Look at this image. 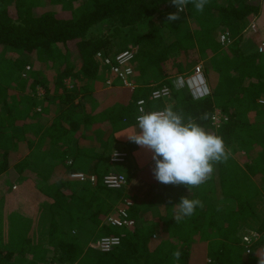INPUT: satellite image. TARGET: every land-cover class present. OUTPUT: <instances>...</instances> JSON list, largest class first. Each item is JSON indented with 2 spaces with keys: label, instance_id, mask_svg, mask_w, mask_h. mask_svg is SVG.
Here are the masks:
<instances>
[{
  "label": "trees",
  "instance_id": "16d2710c",
  "mask_svg": "<svg viewBox=\"0 0 264 264\" xmlns=\"http://www.w3.org/2000/svg\"><path fill=\"white\" fill-rule=\"evenodd\" d=\"M73 1L0 0V47L35 53L55 71L52 81L41 76L27 79L22 62L1 61L7 63L3 68H11L0 71L2 167L7 169V160L19 158L27 150L39 151L47 145L51 161L28 167L36 174L38 190L51 202L47 242L36 244L27 236L20 248L0 243V264H205L207 256L220 264H264L260 258H264V216L259 217L253 206L258 191L253 181L264 186V121L253 122L247 117V107L264 99V57L245 55L237 48L224 54L219 43L220 30H227L229 36L239 33L258 13L259 0H225V4L208 0L203 12L191 8L192 27L183 13L179 20H167L174 9L162 6L171 0H81L71 7ZM63 2L69 10L61 6ZM143 17L161 22L151 20L146 30L138 33L136 25ZM106 20H116L128 28V36L121 40L136 49L134 60L140 79L123 97L117 95L112 104L90 111L89 104L107 103L112 94L82 92V87L92 86L101 78L95 54L110 56L111 37L89 38L87 34L93 25ZM70 46L75 48V59L69 57ZM208 58L204 66L206 95L194 98L186 84L172 86L170 75L189 72L201 59ZM151 66L166 83L152 84L147 78ZM17 71L21 76L16 78ZM67 78L74 81L71 87L65 85ZM162 85L171 89L169 100L174 111L182 112L185 118L193 117L206 130L222 137L227 148L235 145L240 151L254 149L256 154L245 169L231 156L226 163L215 165L222 197L234 200V204L216 201L214 174L203 185L189 190L183 185L157 182V194L147 204L128 202L121 191L109 198L107 189L98 183L72 186L61 180V175L75 170L67 159L86 157L92 167L103 160L109 135L136 124L137 101L144 99L148 111H162L164 101L153 104L149 100L151 90ZM26 87L31 95L37 87L44 90L45 103L40 110H35L33 96L15 94L14 90L21 92ZM24 104L30 108L22 109ZM216 110L224 119L217 128L212 121ZM51 111L52 116L45 115ZM205 114L207 118L202 119ZM17 126L22 130L12 133ZM102 127L111 132L107 139L95 133ZM27 164L24 160L16 166ZM246 173L252 180L244 179ZM182 196L199 199L204 206L176 224L175 204ZM159 199L161 204L157 205ZM119 206L126 207L128 218L136 221L130 234L107 253L89 247L87 242L97 235H118L105 225L102 216L115 215ZM144 209H149L148 221L140 217ZM254 233L257 238L246 253L243 235ZM86 249L99 253L88 261ZM176 250L181 252L179 261L172 255Z\"/></svg>",
  "mask_w": 264,
  "mask_h": 264
},
{
  "label": "rangeland",
  "instance_id": "374dc122",
  "mask_svg": "<svg viewBox=\"0 0 264 264\" xmlns=\"http://www.w3.org/2000/svg\"><path fill=\"white\" fill-rule=\"evenodd\" d=\"M80 2H81V0H76L75 3L73 1V4L71 5V7H74L77 4H80ZM218 2L220 4H225L226 3L225 0H218ZM170 5L174 9L173 12L175 13L177 11V9L171 3V1H169V3H167V4H164L162 6V8H169ZM61 6L64 9H66V10L68 9L64 2H63V5L61 4ZM191 8L192 9L195 8L193 3H189L187 5L186 9L183 12H181L187 17L186 20L188 21L187 23L190 25V27H192V24H194L193 23L194 20L192 19L191 12H190ZM53 9L56 10L57 7L54 6ZM66 14L68 15V12ZM151 20H154V17H153V19L152 18L143 17L140 21H138V23L136 25L137 27H136L135 30L138 33H143L146 30V28H147V26H148V24H149V22ZM154 22L155 23H160L161 20L157 19V20H154ZM258 24H261L262 27L264 28V0H262V10L260 11L259 15L252 17L241 28V29L244 28L245 30L247 29L246 32L241 36V38L238 37L240 33H237L234 36H229L227 30H225L224 28H222L220 30V34L221 33H226L229 36V39H230V43L227 46H223V47L221 46L223 48V50H224L222 53L225 54L229 50H232V49H235V48L238 49L239 47H243L241 50L243 52H247V49H248L249 46L254 47L252 44L257 46V48H258V44L260 43V41H258L259 39L256 40V41H258L256 43V41L253 39V37L251 35L252 32L253 33L258 32ZM241 29H240V31H241ZM87 34H88L89 38L90 37H95V38H104V37L108 38V37H111L110 40L113 41V45L109 46L110 47L109 48L110 56H114L117 53L122 52L124 50H132V51H134V53H136V49L132 46V44L130 42H127L126 44L122 42L121 38L128 36V28L123 27L116 20H106V21H103V22L96 23L95 25H93L89 29ZM262 35H264V34H262ZM242 42L243 43L245 42V44H247L248 42H250V43H248L249 46H245L244 47V46H241V44H243ZM73 50H75L74 46H70L68 48V54H69L70 59H73V58L75 59ZM225 51H227V52H225ZM251 54H254V53L252 52ZM3 59H6V60H8L10 62H14V61L22 62L24 64V66H25L24 71H23V75H24V78H27V79H29L32 76H41V77H45L46 79L52 81V79H53V77L55 75V71H54V69L50 68L49 63L39 61L37 59L35 53H25V52H20V51L15 50V49H10V48L6 49V48L0 47V71L2 69H3V71H6L7 69L9 71L11 69V68H9V66H6V67L3 68L4 64L5 65L7 64V63L1 62ZM200 63H202V62H200ZM210 64H211V62H210ZM172 66L175 67V65H172ZM201 66H202V69H203V63L201 64ZM132 67H133L132 83L134 84L135 80H136V82H138V80L140 79L138 73L136 72L135 60L132 62ZM214 70L215 69L213 68V72H214ZM20 72L21 71H17L16 72V74H17V75L15 74L16 78H17V76H21ZM202 72H203V75H204V71H202ZM36 73H38V74L34 75ZM108 73L109 72L107 70L102 71L101 74H100L101 78L97 82H95L92 86H86V88H84L85 86L82 87L83 90L81 88L82 92H86V93H88L89 91L102 92L105 89H109L108 85L106 84L107 80L110 81L111 85L113 84V86L111 88H114V89L109 90V91L112 92V94H110V96L108 97L107 103L103 102L102 104H100V102H94L93 104H89L88 110L92 111V108L93 109L95 108V110H99L102 107H105L107 105L112 104L113 101L117 99V95L119 96V98H121V97H123L126 94L127 90L124 89L121 86L120 81H116V79L112 75H109L111 73H109V74ZM187 73H190L189 75L187 74L189 77L192 75V71L191 70L189 72L187 71ZM18 74H20V75H18ZM147 74H148L147 78L152 80V84L166 83V80L162 79L160 77L158 71L152 66L149 67ZM6 79H8V78H6ZM188 81H190V79ZM188 81L184 83L187 86H188ZM73 83H74V81L71 78H67L65 80V85L67 87H71ZM119 86H121L122 88L117 89L116 87H119ZM172 86H174L173 83H172ZM112 90H114V92ZM44 94H45V92H44V90L41 87H37L36 88V93L33 94V98L36 101L35 110L36 109L40 110L41 107L43 106V103H45L44 99H43L44 96H45ZM147 100H148V97H147ZM160 102H163V101L162 100L153 101V104H160ZM164 103H165L166 107L171 106V103H170L169 99L164 100ZM91 106H93V107H91ZM135 106H136V104H135ZM21 108L22 109H28L30 107L27 104H24V105H22ZM52 114H53V111H51V112H49L47 114L45 113V115H48V116L49 115L52 116ZM247 117L250 119V121H253V120L256 119V120H259V121L263 122L264 121V106L259 104V103L250 104L247 107ZM220 120H221V118L219 116H215L214 122L220 121ZM35 122H36V120H35ZM253 122H255V121H253ZM95 133H96V135L101 136V138L103 137V138H106V139H107V137L111 136V138H109V142H108V144H110V146H111V149H110V146L107 148L103 160L100 163H98L96 166L92 167L93 163L85 161V160H80V161L77 160V166L80 169H82V170H86L87 163H90L91 166H90V169L88 171V174H91V173L94 174L95 173V175L98 176V177H101L103 174H106L108 172H120V173H123L126 176V178H127V183H126L125 188L122 189L121 192H124V194L127 196V201L128 202H136L137 204L144 202L145 204H147L151 199L154 198V196H156L157 191L155 190V191L152 192L148 188L149 187L148 185H145L142 181L137 179V175L135 174L136 170L133 168V171H132L131 168L128 166V164H129V160H128L129 156L126 159V162L124 164L112 165L108 161L109 160V155L113 151H116V150H119L120 148H122V145H121L120 141L116 140V135L114 136V134H110V131L106 130V128H103V127L101 129H99L98 131H96ZM108 134H110V135L108 136ZM47 148H48L47 145H45L44 146V149H45L44 158L45 159H43V160L40 159V158H42V154L41 153L36 155V153L34 154V152L29 151V153L32 152V154H27L28 157L30 156V158H32L31 160L27 161V163H29V167L35 166V165L39 164L40 162L42 164V161H48V162L51 161V157L49 156V153L47 152V150H48ZM228 149L230 150L231 157L235 158V161L237 162V164L242 169H245V164L248 161H250V159H252L254 157V153H255L254 149L253 150H248V151H245V150L244 151H240L239 148L237 146H235V145H231L230 147H228ZM39 152H40V150H39ZM25 153H28V151H26ZM36 156L40 160H34L33 158H36ZM34 161H38V162H34ZM71 161L73 163V160H71ZM33 164H35V165H33ZM74 172H76V171H74ZM70 173L71 172H69L67 174V177L66 176L61 177V180L68 181L67 183H70V185H72V186H78V183H88V182H85V181H78V180L70 179V177H69ZM245 175H246L245 178H244L245 180H248V179L252 180L248 173H246ZM263 179H264V177H263ZM263 181L264 180H262V183H263ZM30 183H31V185L28 186L29 191L33 192V190H37V192L40 193L39 190H38V186L36 185V183H37L36 180L34 182L30 181ZM253 183H254V186H256L257 189H258L256 194L254 195V196H257V197H255L253 199V206L255 207L259 217H263L264 216V186L257 184L258 180H254ZM32 185H33V187H32ZM99 185L102 186L101 183ZM251 189L253 190V187ZM72 190L73 191H77V188H73ZM115 192H117V191L108 190V189L106 191V193L109 196V198H112L114 196ZM40 194H42V193H40ZM226 200H228V198ZM29 202H30V207H28V211L32 210L31 214L34 213L33 217H32L34 220H31V221L29 220L30 222L29 221L27 222V228L25 229L24 238H26L27 236L31 237V238H33V240H34V242L36 244L43 245L48 240L47 239V233H46V226L49 224V220H50L49 219V213L50 212H49V207L48 206L50 205L51 200L48 199L45 195L44 196L40 195L39 202H38L37 206L33 204L32 197L29 199ZM118 203L119 202H117L115 204L117 205ZM231 203L234 204V200H232V202L231 201L230 202L229 201L226 202V204H231ZM160 204H161V200L159 199L158 202H157V205H160ZM120 207L121 206H119V208ZM232 207H234V206L232 205ZM119 208H117V209H119ZM124 208L126 209V207H124ZM126 212H127V209H126ZM148 216H149V209H144L141 212V216L140 217L142 219H144L145 221H148ZM105 217H107V216H105ZM105 217L102 216V220H103V222L105 223L106 226H109L107 224V222L105 221ZM132 222H133L132 226L134 227V225L136 224V221L132 220ZM254 224L255 225H254L253 228H256L257 227V222H254ZM43 227L45 228V230H44ZM109 227H111V226H109ZM133 227H131V228H122V229L121 228H114V227H111V228H112V230L117 232L118 235H124L125 236L127 234H130V232L132 231ZM4 232H5V230H3L1 228V226H0V243L5 244L4 246L6 247L7 246L6 245L7 244L6 243L7 240H6L5 236L3 235ZM86 232H88V231H84V234H86ZM244 235H246V234H244ZM97 237L98 238L103 237V233L101 235H97ZM97 237L95 239L89 240L87 242L89 247L91 246V244H93L95 242ZM7 247L11 248L9 245ZM86 253H87V258L86 259L88 261H91V259L99 252L95 253L92 250L86 249ZM47 254H48V252H47ZM48 256H49V254H48ZM260 258L264 260L263 257H260ZM75 264H77V263H75Z\"/></svg>",
  "mask_w": 264,
  "mask_h": 264
},
{
  "label": "clouds",
  "instance_id": "9594fccd",
  "mask_svg": "<svg viewBox=\"0 0 264 264\" xmlns=\"http://www.w3.org/2000/svg\"><path fill=\"white\" fill-rule=\"evenodd\" d=\"M171 3L177 11L167 16L169 22L179 20L180 13L189 3H194L196 10L203 12L208 0H171ZM206 118L207 114L202 117ZM136 121L137 130L127 137L152 153V172L162 184L183 185L188 190L199 187L212 178L215 165L226 163L230 157L222 137L206 130L193 117L185 118L171 106L162 111L143 112ZM175 206L173 219L178 224L204 205L199 199L182 196ZM172 255L179 261L181 252L176 250Z\"/></svg>",
  "mask_w": 264,
  "mask_h": 264
},
{
  "label": "crops",
  "instance_id": "0c3cea01",
  "mask_svg": "<svg viewBox=\"0 0 264 264\" xmlns=\"http://www.w3.org/2000/svg\"><path fill=\"white\" fill-rule=\"evenodd\" d=\"M261 10H262V0H259V11L255 16H258ZM246 30L244 28L241 29L238 37L241 38V36L246 32ZM262 34H264V28L262 27L261 24H258V32H255V33L252 32L251 33L253 39L255 41L259 39L258 41H260V43L264 41V35H262ZM258 41H256V43ZM248 43H250V42H248ZM248 43L245 44V42H244L243 44H241V46H244V47L249 46ZM259 44H258V46H259ZM252 45L254 47L249 46L247 49V52H243L241 50L243 47H239L238 50H240L245 55L251 54L253 52L256 55L261 56L257 52V46H255L254 44H252ZM200 62L203 63L202 71H204V66L208 65L209 58L208 59H201ZM200 62L197 63L196 65L202 64ZM102 70L103 69H101V67H100V74H101ZM192 70H193V68L191 69V71ZM184 74L189 75L190 73L184 72V73H180V74H173V75H170V77L168 79L169 80L172 79L173 85L175 87H179L180 85L176 83L175 78L177 76L184 75ZM201 79H202L203 83H205L206 89L208 91V87L206 85V80L204 79L203 72L201 74ZM116 81H119V80L116 79ZM131 81H132V78H131ZM188 83L190 85L193 84L191 80ZM112 86H113V84H112ZM111 87H108L109 89H105L103 91H109L111 89H114ZM188 87L191 88V86H189V85H188ZM116 88L120 89L122 87L119 86ZM126 90H127L126 91V94H127L129 92V90H131V89H126ZM14 91H15L16 95L22 96V95L28 94L29 96H33L29 93V90H27V87L21 88V92L18 90H14ZM136 112L137 111L135 110L134 113L136 114ZM256 121H259V120H256ZM17 127L18 128L14 129L12 131V133H19L20 129L22 130V128L20 126H17ZM136 130H137L136 124H134L132 126L122 128L119 131L114 132L113 134H114V136L116 135V140L120 141V143L122 145V148H120L119 150L124 149L129 154L128 166L131 168L132 171H133V168L136 170L135 174L137 175V179L142 181L145 185H148L149 186L148 188L153 192V191H155L154 188L157 186L155 183H157L158 181L154 178V175L152 172V169L154 167V162L151 159L152 153L149 150L138 146L134 142H131L127 137V135H132ZM24 133L26 134L27 132H24ZM31 139L34 140L33 138H31ZM85 143H88V141L85 140ZM109 146H110V144H109ZM110 149H111V146H110ZM27 151H28V153H24L23 156H21L17 159L7 160L8 161L7 169H3L2 165L4 164L5 160H2L0 158V170L2 168V170L0 171V226L3 230H5L3 235L5 236V238L7 240V242H6L7 245L12 246L14 248H20L21 247L22 242L24 240L25 229L27 228V222L29 220L30 221L34 220L32 218L34 213L31 214L32 210L28 211V207H30L29 199L32 197L33 204L37 206V204L39 202L40 195L44 196L43 193L40 194L41 193L40 191H39L40 193H38L37 190H33V192H30L28 189V186L31 185L30 181L34 182L35 179L37 178L36 174L34 172L30 171V169L28 167L29 164H27V167L16 166V164H18V163L21 164L24 160H27V161L31 160L32 158H30V156L28 157L27 154H32V152H34V154L36 153V155L41 153L42 158H40V159L43 160L44 159V151H45L44 145L40 148V152L38 150H36L35 148H32V149L27 150ZM29 151H32V152L29 153ZM33 159L34 160H40L37 156H36V158H33ZM67 160H68L67 162L70 161V164L68 163L69 165L72 164L71 160H73L72 166L75 169L74 171L84 172V173L88 174V171H89L90 166H91L90 163H87L86 170H82L77 166V160H79V161L80 160H88V158H86V157L82 158V156H81V157H79V159H77V158L71 159L70 158ZM34 162H38V161H34ZM23 165H25V164H23ZM216 169L217 168L215 167V170ZM68 173L69 172L61 175L60 177H63V176L67 177ZM214 178L216 181V192H215L216 201L219 203H226L228 201L232 202L231 199L226 200L225 198L222 197V194H221V191L219 188V184H218L217 172H215ZM32 187H33V185H32ZM205 254H203V255H205ZM205 256H207V254ZM206 258H209V257L207 256Z\"/></svg>",
  "mask_w": 264,
  "mask_h": 264
},
{
  "label": "built area",
  "instance_id": "2783aa9c",
  "mask_svg": "<svg viewBox=\"0 0 264 264\" xmlns=\"http://www.w3.org/2000/svg\"><path fill=\"white\" fill-rule=\"evenodd\" d=\"M219 43L220 45L227 46L230 43L229 36L226 33H221L219 35ZM258 54L264 57V41L261 42L257 48ZM135 53L132 50H124L122 52L117 53L114 56H105L102 52H97L95 55V59L97 60L101 69L107 70L109 75H112L115 79H118L121 83V86L125 89H132L134 85L132 84L131 78L133 75V67L132 62L134 61ZM102 70V71H104ZM202 74V66L198 64L194 66L192 70V75L189 77L188 75H180L175 78L176 83L180 85V87L187 82L189 79L192 81L191 92L194 98H199L208 93L205 83H203L201 79ZM189 82V81H188ZM108 87H111L110 81H106ZM171 96V89L166 85H162L160 87L154 88L150 92L149 100L158 101V100H166ZM259 104L264 105V99L259 101ZM137 112L135 114V122L136 118L141 115L143 112H148L146 109V101L144 99H140L136 103ZM215 116H219L221 120H224L220 115L219 110H216L214 115L212 116L213 126L216 128L219 127L221 120L216 121ZM215 124V125H214ZM129 154L125 150H116L113 151L109 155V163L112 165L124 164ZM70 164V161L68 162ZM70 179L85 181L91 185L100 184L108 189L114 191H121L125 188L127 183V178L123 173L120 172H108L103 174L101 177L96 176L95 174H86L84 172H71L69 174ZM116 215H108L105 217V221L107 224L114 228H131L133 227V222L127 216V212L125 208H119L116 211ZM124 235H115V236H103L101 238H97L93 244H91V248L99 251L100 253H107L111 251L113 248L120 245L121 239ZM257 236L255 234L245 235L242 238V243L245 248L246 253H249L250 247L255 241ZM205 264H220L214 261L211 258H207L205 260Z\"/></svg>",
  "mask_w": 264,
  "mask_h": 264
}]
</instances>
